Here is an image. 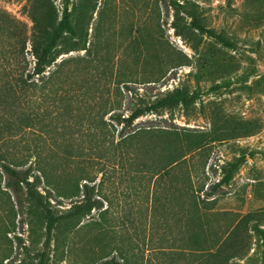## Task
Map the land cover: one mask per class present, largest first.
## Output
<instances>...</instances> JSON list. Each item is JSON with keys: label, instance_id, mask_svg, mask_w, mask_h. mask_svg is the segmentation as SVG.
Listing matches in <instances>:
<instances>
[{"label": "rangeland", "instance_id": "rangeland-1", "mask_svg": "<svg viewBox=\"0 0 264 264\" xmlns=\"http://www.w3.org/2000/svg\"><path fill=\"white\" fill-rule=\"evenodd\" d=\"M173 2L0 0L1 119L7 115L18 124L15 99L3 91L8 73L17 86L14 72H33L34 46L64 16L78 28V36L65 37L51 65L34 77L39 86L29 99L32 118L43 120L47 141L36 133L22 138L13 124L0 141V151L29 160L26 167L37 160L27 146L41 142L59 167L52 173L55 185L72 184L74 173L95 179L88 183L96 185L99 203L84 217L57 225L48 264H264V0L182 1L206 26L233 40V47L207 35H179ZM42 76L49 77L45 85ZM176 90L188 95L186 104L146 113L125 133L151 127L188 132L200 149L182 166L162 170L178 151L165 147L171 139L164 134L124 139L122 124L101 131L104 126L95 123L100 114L111 121V113L100 109L105 101L128 116L134 104ZM4 100L10 109H2ZM112 142L117 159L109 163L103 150ZM55 152L72 157L50 156ZM122 155L125 164L118 161ZM243 155L230 183L207 199V186ZM2 162L0 186L7 193L0 191V264H38L45 250L44 217L30 204L19 211ZM203 181L197 213L191 195ZM85 182L70 197H60L46 182L38 187L60 213L82 202Z\"/></svg>", "mask_w": 264, "mask_h": 264}, {"label": "trees", "instance_id": "trees-1", "mask_svg": "<svg viewBox=\"0 0 264 264\" xmlns=\"http://www.w3.org/2000/svg\"><path fill=\"white\" fill-rule=\"evenodd\" d=\"M174 6H175V19L173 22L174 27L177 29V33L179 35L183 36H190L193 35H207L209 37L215 38L218 42L221 44L227 46V47H233L234 41L225 36L222 32L216 31L214 28H210L206 26L202 20L195 16L193 12H188L182 3L183 0H173ZM189 14V17L191 20L187 21V16ZM76 37L78 36V28L74 22V20L68 16H64L52 29V31L48 34L44 42H41L38 45L34 46V53L36 56V66L33 70V72H28L27 75H25L23 72H14L12 74L13 79H16L17 86L13 82H11V74L8 73V71H5V73H8V78L6 79L8 81V86L3 88V91L5 94L9 95L12 94V96L15 99L16 102V111L18 110V115L16 120L18 119V124L16 121L10 122V117L7 115H4L1 119L0 117V141H6L8 139V135L6 134V131H10V127L13 124V129L16 131V135L21 136L22 138L25 137L27 133H36L38 137H40L42 140L48 139L47 133L45 132V124L42 122L43 120H37L38 118H32V113L34 111V108L30 106L29 99L31 95H33L34 88L36 86H39L38 82H35L34 79L35 76L42 74L47 66H50L53 62V57L55 54V51L57 50L58 46L60 45L61 41L67 37V36ZM24 52V50H23ZM20 56L22 54H19ZM24 55V54H23ZM22 55V56H23ZM16 71V70H15ZM18 74V75H17ZM42 81H39L41 83L40 85H45L49 81V77L42 76ZM32 92V93H31ZM41 96H46V93H41ZM188 97L187 94L183 93L180 90H176L174 92L168 93L166 95H163L161 97H157L152 102H145L141 105L134 104L132 107V111L128 116H124L123 112H118V109L115 107L108 108L109 102L105 101V103H102V107L100 109L106 111L104 114H109L111 121H106L105 118L102 116L103 114H100L98 118L95 117V123L99 127V122L101 125L105 126L111 125L112 123H115V121L118 124H122V130L121 134L124 136V139H132L142 133H151V134H164V136L167 138V140L171 139V144L165 145V147L168 148H175L177 152L175 154H172L173 158L170 159V161L166 164V166L162 169L164 171H167V169L175 164V165H181L184 163H189V160H187V156L190 153H193L197 149H200V147H197L199 143L197 140L191 141V136L188 134V132H182L180 133L179 130H170L166 128H140L137 133H125L126 129L129 126H132L134 121L149 112H159L162 109L171 108L174 105H178L180 103L186 104V98ZM6 102L5 100L3 101ZM10 104V103H8ZM10 109V105H7V103L4 104L3 108L4 110ZM37 113V112H35ZM35 115V114H34ZM44 119V116L42 117ZM99 119V120H98ZM10 124V126H9ZM157 129V130H153ZM150 130H153L151 132ZM159 130V131H158ZM162 132V133H161ZM130 135V136H129ZM141 135V136H142ZM148 135V134H146ZM98 137V135L96 134ZM47 138V139H46ZM21 139V138H20ZM179 140V142H178ZM163 145L159 146L158 152L162 150ZM157 147H152V149H155ZM28 156L34 155L36 157L35 164H30V166L26 167L28 165L27 159H23L20 156H17L14 153L10 152H2L0 151V159L3 161L1 166L6 172L8 180H7V188L14 191L15 195L18 198V204H19V211L24 213V210L29 206H33V208L40 212L43 217L44 221L46 223V240H45V250L38 253L40 256V260L38 264H48L49 258H50V251L49 248L51 246L52 240H53V234L54 230L56 229L57 225L60 222H67L71 221L75 218L84 217L90 211L95 207L99 200L94 199L95 191H96V185L93 186L89 185L88 181L93 182L95 179L90 178L88 174L86 176L82 174H76L74 172L73 174V182H71L65 186H59L55 185L52 181V173L53 171L59 170V167H55L56 164L52 163V161L47 157L48 153H45L43 145H41V142H38L37 144L33 143V146L28 145L27 146ZM104 153H107V156H109V159H106L109 163H112V161L117 159V146L114 144V142L110 143L107 149L103 150ZM56 157L57 159H61L60 157H68L71 158L72 156H66L62 152H55L50 154V156ZM192 155V154H191ZM23 159V160H22ZM49 159V160H47ZM55 159V158H54ZM53 159V160H54ZM64 159V158H62ZM65 160V159H64ZM246 160L245 155L240 156L236 158L233 161H230L227 163V165L224 166V176L223 178L214 184H209L207 187L208 189L204 194H206L207 199L209 197H212L217 193V189L220 188L224 184H229L232 179V172L236 170L239 166H241ZM121 163L123 162V155L119 158ZM118 162L117 164H119ZM61 163L57 164L60 165ZM125 164V163H124ZM206 162L202 165V169L206 167ZM120 165V164H119ZM112 166V165H110ZM228 166V167H227ZM26 167V168H24ZM107 167V166H106ZM117 172L118 167L112 166ZM180 167V166H178ZM120 171V168H119ZM66 174V173H65ZM85 179L87 182L84 184V197L81 200V203L74 204L69 211L67 212H60L57 213L54 209V205L50 202L49 198H47L40 190H39V184L41 182H46L50 186H54L58 188V195L60 197H70L79 194L81 191L80 189V180ZM91 179V180H89ZM104 179V177H103ZM0 180L1 179V172H0ZM71 184V185H70ZM206 181H203L199 184L198 187L193 188V193L191 195V203L194 208H197L195 211L197 213H201V210L198 208L199 203L197 198L199 199L201 196V192L205 191ZM68 186V187H67ZM0 191L3 193H7L6 190H3L0 186ZM210 201L216 202V199H212ZM195 215V214H194ZM180 217H185L184 212H180ZM202 219L199 221V219H195L192 223L196 224L198 226L199 224L202 225ZM191 227V226H189ZM195 234V233H194ZM194 234L190 233L193 236ZM193 240V239H192Z\"/></svg>", "mask_w": 264, "mask_h": 264}]
</instances>
